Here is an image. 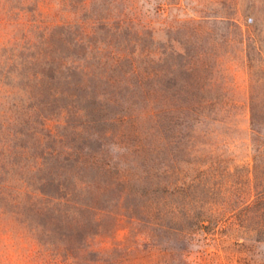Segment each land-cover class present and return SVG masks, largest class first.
Listing matches in <instances>:
<instances>
[{
	"label": "rangeland",
	"instance_id": "obj_1",
	"mask_svg": "<svg viewBox=\"0 0 264 264\" xmlns=\"http://www.w3.org/2000/svg\"><path fill=\"white\" fill-rule=\"evenodd\" d=\"M0 264H264V0H0Z\"/></svg>",
	"mask_w": 264,
	"mask_h": 264
},
{
	"label": "trees",
	"instance_id": "obj_2",
	"mask_svg": "<svg viewBox=\"0 0 264 264\" xmlns=\"http://www.w3.org/2000/svg\"><path fill=\"white\" fill-rule=\"evenodd\" d=\"M139 209H141V208H139ZM140 211V210H139ZM143 213H144V211H142Z\"/></svg>",
	"mask_w": 264,
	"mask_h": 264
}]
</instances>
